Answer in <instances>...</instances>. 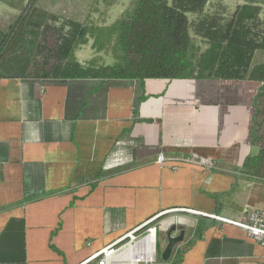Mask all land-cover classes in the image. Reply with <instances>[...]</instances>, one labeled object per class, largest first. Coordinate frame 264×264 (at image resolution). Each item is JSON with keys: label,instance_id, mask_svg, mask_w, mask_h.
<instances>
[{"label": "crops", "instance_id": "1", "mask_svg": "<svg viewBox=\"0 0 264 264\" xmlns=\"http://www.w3.org/2000/svg\"><path fill=\"white\" fill-rule=\"evenodd\" d=\"M258 87L0 79V264H77L155 217L157 242L183 230L179 264H264L230 223L264 211V183L239 172Z\"/></svg>", "mask_w": 264, "mask_h": 264}, {"label": "trees", "instance_id": "2", "mask_svg": "<svg viewBox=\"0 0 264 264\" xmlns=\"http://www.w3.org/2000/svg\"><path fill=\"white\" fill-rule=\"evenodd\" d=\"M108 5L118 0H103ZM209 0H133L109 26L68 20L57 41L58 61L31 74L32 60L49 13L37 0H0L19 15L0 29V79H146L250 81L259 85L252 100L249 142L240 174L264 183V38L255 33L264 0H241L229 18L206 12ZM189 15L194 17L190 19ZM91 42L111 65L79 63L76 50ZM181 251V250H180ZM180 251L164 264H179Z\"/></svg>", "mask_w": 264, "mask_h": 264}, {"label": "rangeland", "instance_id": "3", "mask_svg": "<svg viewBox=\"0 0 264 264\" xmlns=\"http://www.w3.org/2000/svg\"><path fill=\"white\" fill-rule=\"evenodd\" d=\"M133 0H118L108 5L103 0H37V6L49 13L50 19L42 28L32 60L31 74L43 73L58 61L56 52L57 41L67 33L68 20L87 23L95 26H109L130 5ZM171 2V0H169ZM241 0H209L206 12H218L229 18ZM19 11L9 8L0 2V29H5L17 16ZM189 17L194 19V17ZM259 23L256 24L255 33L264 38V9L260 14ZM91 42L79 47L75 52L76 60L81 64L94 61L97 64L111 65L113 59L104 53H95L90 48ZM255 61L264 60V52L255 54ZM158 248L156 264H164L160 260L161 249L167 243L165 231L158 233ZM166 264V263H165Z\"/></svg>", "mask_w": 264, "mask_h": 264}, {"label": "built area", "instance_id": "4", "mask_svg": "<svg viewBox=\"0 0 264 264\" xmlns=\"http://www.w3.org/2000/svg\"><path fill=\"white\" fill-rule=\"evenodd\" d=\"M164 157H159V166L166 163ZM189 162V161H185ZM211 166L203 161H190ZM177 164H173L176 169ZM217 220H222L214 217ZM155 218L137 227L109 245L103 247L90 257L77 264H156L157 262V227L154 225ZM230 222V221H225ZM246 231L247 235L264 248V211L250 209L245 212L244 221L230 222Z\"/></svg>", "mask_w": 264, "mask_h": 264}, {"label": "water", "instance_id": "5", "mask_svg": "<svg viewBox=\"0 0 264 264\" xmlns=\"http://www.w3.org/2000/svg\"><path fill=\"white\" fill-rule=\"evenodd\" d=\"M177 229H179L180 231L179 235L176 237L172 236V233H174ZM183 236H184V232L181 228L175 226L170 227V229L167 232L166 246L160 255V260L162 262H167L170 259L174 247L182 241Z\"/></svg>", "mask_w": 264, "mask_h": 264}]
</instances>
